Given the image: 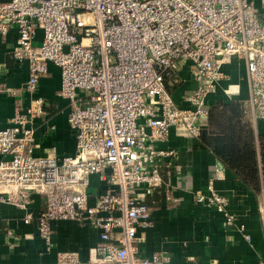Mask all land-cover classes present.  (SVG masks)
<instances>
[{
    "label": "built area",
    "instance_id": "1",
    "mask_svg": "<svg viewBox=\"0 0 264 264\" xmlns=\"http://www.w3.org/2000/svg\"><path fill=\"white\" fill-rule=\"evenodd\" d=\"M12 29V55L28 63L30 100L0 127V153L8 156L0 160V204L22 209L27 224L37 220L47 250L54 221L98 230L86 260L59 250L56 264H169L166 251L139 253V229L152 225L145 197L161 185L160 160L177 155L159 143L172 128L201 134L210 96L230 80L225 67L236 58L246 67L248 102L264 119V12L249 0H0V36ZM50 63L61 71L58 94L68 100L74 155L34 153L33 125L45 104L34 93ZM184 66L195 85L179 103L172 87ZM35 194L44 199L37 217L30 210ZM194 200L236 224L227 198L211 187Z\"/></svg>",
    "mask_w": 264,
    "mask_h": 264
},
{
    "label": "crops",
    "instance_id": "2",
    "mask_svg": "<svg viewBox=\"0 0 264 264\" xmlns=\"http://www.w3.org/2000/svg\"><path fill=\"white\" fill-rule=\"evenodd\" d=\"M249 1L258 11L264 12V0ZM41 36L39 29L36 42ZM16 38L15 29L6 37L0 36V127L10 125L15 108L21 105L25 109L30 100L24 88L29 75L28 63L19 62L12 55ZM48 68L49 73L41 78L34 93L35 97L45 100L43 115L36 118L33 125L34 153L74 155L76 140L68 124V100L58 94L61 71L53 63ZM225 69L230 80L222 82L217 92L210 96V105L227 101L226 98L242 103L244 119L256 136L258 184L246 182L235 169L221 162L209 141L211 132L217 133L220 129L210 125L208 119L202 130L206 136L180 135L172 128L168 140L159 146L175 149L177 155L171 161L169 158L160 160L161 185L145 197L152 208V225L139 229L142 256L166 251L171 257L169 264H264V119L256 116L248 102L244 61L236 58ZM181 77L182 81L172 87L179 103H182V93L195 85L187 66L182 68ZM228 84L235 85L233 96L225 92ZM2 158L8 156L0 153V160ZM93 182L90 191L96 193V177ZM210 187L227 198V210L235 218L234 226H227L224 211L195 202V193L208 194ZM33 198L30 210L37 217L44 207V199L39 194ZM23 216L24 211L17 206L0 204V264H56L59 250L77 251L80 258L86 260L89 248L100 240L98 230L89 225L71 220L54 221L53 247L47 250L38 235L37 220L27 224ZM238 225H244L243 229Z\"/></svg>",
    "mask_w": 264,
    "mask_h": 264
},
{
    "label": "trees",
    "instance_id": "3",
    "mask_svg": "<svg viewBox=\"0 0 264 264\" xmlns=\"http://www.w3.org/2000/svg\"><path fill=\"white\" fill-rule=\"evenodd\" d=\"M209 124L219 132H211V147L221 162L233 168L248 183L257 186L259 180L256 136L250 123L244 119L240 100H221L210 106ZM203 132L201 135L206 136Z\"/></svg>",
    "mask_w": 264,
    "mask_h": 264
},
{
    "label": "rangeland",
    "instance_id": "4",
    "mask_svg": "<svg viewBox=\"0 0 264 264\" xmlns=\"http://www.w3.org/2000/svg\"><path fill=\"white\" fill-rule=\"evenodd\" d=\"M231 96H233V95H231ZM226 99L231 100L232 98H226Z\"/></svg>",
    "mask_w": 264,
    "mask_h": 264
}]
</instances>
